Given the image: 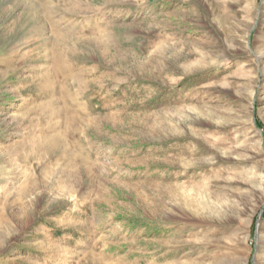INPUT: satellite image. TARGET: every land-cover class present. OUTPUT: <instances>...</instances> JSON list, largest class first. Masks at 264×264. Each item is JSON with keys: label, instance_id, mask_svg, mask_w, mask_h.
<instances>
[{"label": "rangeland", "instance_id": "1", "mask_svg": "<svg viewBox=\"0 0 264 264\" xmlns=\"http://www.w3.org/2000/svg\"><path fill=\"white\" fill-rule=\"evenodd\" d=\"M0 264H264V0H0Z\"/></svg>", "mask_w": 264, "mask_h": 264}]
</instances>
